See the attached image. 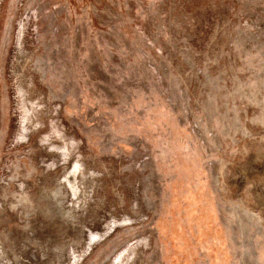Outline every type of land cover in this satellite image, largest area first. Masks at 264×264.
Wrapping results in <instances>:
<instances>
[{
	"label": "rangeland",
	"instance_id": "rangeland-1",
	"mask_svg": "<svg viewBox=\"0 0 264 264\" xmlns=\"http://www.w3.org/2000/svg\"><path fill=\"white\" fill-rule=\"evenodd\" d=\"M0 264H264V0H0Z\"/></svg>",
	"mask_w": 264,
	"mask_h": 264
}]
</instances>
